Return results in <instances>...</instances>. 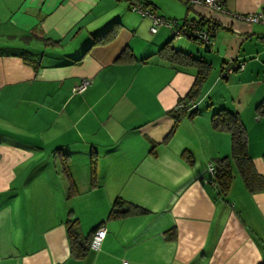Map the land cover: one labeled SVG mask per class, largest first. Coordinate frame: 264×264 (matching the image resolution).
Here are the masks:
<instances>
[{
  "label": "crops",
  "instance_id": "0c3cea01",
  "mask_svg": "<svg viewBox=\"0 0 264 264\" xmlns=\"http://www.w3.org/2000/svg\"><path fill=\"white\" fill-rule=\"evenodd\" d=\"M143 1L159 14L156 0ZM133 3L0 0V264L264 262V189L250 192L232 164L223 195L207 170L230 155L229 133L210 122L226 108L239 114L264 178V114L256 110L264 101V24L186 5L184 18L214 29L213 45L202 50L186 38L171 45L211 71L192 104L198 113L183 116L162 142L195 68L158 54L170 35L163 27L151 34ZM223 7L254 13L264 0H223ZM110 27L107 42L92 44ZM124 49L130 61L117 60ZM235 62L243 69L223 76ZM84 78L90 85L74 92ZM116 198L148 213L109 218ZM75 219L82 237L106 229L101 247L82 258L67 235Z\"/></svg>",
  "mask_w": 264,
  "mask_h": 264
},
{
  "label": "trees",
  "instance_id": "16d2710c",
  "mask_svg": "<svg viewBox=\"0 0 264 264\" xmlns=\"http://www.w3.org/2000/svg\"><path fill=\"white\" fill-rule=\"evenodd\" d=\"M131 1L140 3L143 7H149V3L144 2L143 0ZM173 20L178 21V19ZM181 21H191L198 26H203L202 20L196 21L184 18ZM211 29L214 31L213 28ZM112 35L113 30L111 29V27L107 28L104 32L97 34L93 37L92 44L105 43L112 37ZM170 35V39L158 49V54L173 65L185 67L193 66L195 68V75L194 80L188 91L185 93L184 96L178 99L176 105L170 111L174 118V122L169 132L164 136L162 142L167 141L173 135L179 120L183 116L191 117L198 113L196 109H192V104L200 93L202 83L211 71V65L202 58L194 57L188 52H185L180 49H175L171 45V40L174 38L171 31ZM186 39H189L191 41L196 42V44L201 45L196 40L194 35H190ZM204 48L210 49L209 46H204ZM132 58L133 54L130 53L129 50L124 49L118 55L117 60L121 62H127L130 61ZM180 104L182 105V107L177 108L176 106ZM256 110H258L259 113L264 114V101L259 103V105L256 107ZM210 122L212 128L219 131L227 132L230 135V155L214 158V160L211 162L214 168L212 184L218 188L220 194H226L230 187L231 181L233 179L232 164L237 167L238 173L243 179L246 188L250 192H255L264 189V178H262V176L255 171L252 160L248 155V140L246 129L244 127V124L242 123V120L240 119L239 114L237 112L230 111L226 108H219L211 114ZM63 171H65L66 175L68 176V190L69 194H72L74 185L65 165L63 167ZM146 213H148L146 209L134 203L116 198L112 203L108 217L125 218L131 215H143ZM76 223V219L67 221V235L72 255L76 258H82L85 255L87 249L90 247V242L96 228L92 229V231L87 236L82 237L79 233L78 226ZM259 264H264V262H260Z\"/></svg>",
  "mask_w": 264,
  "mask_h": 264
},
{
  "label": "built area",
  "instance_id": "2783aa9c",
  "mask_svg": "<svg viewBox=\"0 0 264 264\" xmlns=\"http://www.w3.org/2000/svg\"><path fill=\"white\" fill-rule=\"evenodd\" d=\"M188 4L190 7L194 6H205L212 11L220 13H228L233 19L248 22V23H262L264 24V7L261 10L254 13L247 14H237L228 12L223 7V0H180ZM131 10L140 13L142 16L149 18L150 27L149 31L151 34H155L161 27H167L176 39L187 38L190 35H194L196 40L204 46L211 47L213 45L214 31L205 26H198L191 21L179 22L173 19L165 18L157 14L154 10L148 7H143L140 3H133L130 6ZM244 63H233L228 69L222 70V75L226 76L228 73L237 71L238 69H243ZM90 85V80L87 78L82 79V81L74 87V92H82ZM177 108L182 107V105H177ZM210 177L208 182L212 183V178L214 174V168L211 163H209L207 168ZM106 236V229L104 227H98L91 239L90 248L98 250ZM126 264V262H124Z\"/></svg>",
  "mask_w": 264,
  "mask_h": 264
},
{
  "label": "rangeland",
  "instance_id": "374dc122",
  "mask_svg": "<svg viewBox=\"0 0 264 264\" xmlns=\"http://www.w3.org/2000/svg\"><path fill=\"white\" fill-rule=\"evenodd\" d=\"M153 1H155V0H153ZM155 3L157 4L159 15H163L165 18L171 19V18L175 17L178 19L179 22H181V20L185 17V15L186 14L188 15V13L186 12V4L183 1H180V0H156ZM131 12H134V14H138V16H140V17L142 16L140 13H137L135 11L131 10ZM191 14H189V15H191ZM141 18H143V16ZM163 28H164V30L166 29L170 35L169 29H167V27H163ZM172 41H175V38H173ZM23 44L27 45L26 42H24ZM40 45L41 44H38L37 46L41 47ZM199 46L202 50L204 49L203 45H199ZM23 47L25 48V46H23ZM3 49H4V47H3Z\"/></svg>",
  "mask_w": 264,
  "mask_h": 264
}]
</instances>
